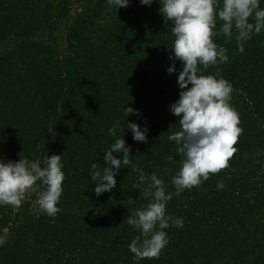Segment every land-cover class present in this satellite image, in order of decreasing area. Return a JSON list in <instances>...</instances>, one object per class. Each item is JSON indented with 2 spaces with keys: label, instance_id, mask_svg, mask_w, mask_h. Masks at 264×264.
Returning a JSON list of instances; mask_svg holds the SVG:
<instances>
[{
  "label": "trees",
  "instance_id": "trees-1",
  "mask_svg": "<svg viewBox=\"0 0 264 264\" xmlns=\"http://www.w3.org/2000/svg\"><path fill=\"white\" fill-rule=\"evenodd\" d=\"M160 7L159 0H129L118 11L107 0H0V160L43 167L57 154L65 173L55 217L33 206L43 186L19 210L0 206L7 237L0 264H135L129 244L140 233L127 221L152 202L143 194L152 174L173 194L166 214L184 226L166 229L159 258L138 264H264V31L240 52L235 30L225 37L217 18L212 39L228 60L198 74L230 82L243 132L228 167L175 195L184 157L168 137L181 130L170 105L183 65L167 72L175 37ZM129 106L142 115L126 117ZM117 121L140 171L120 169L116 187L97 197L90 168L107 166L108 129ZM128 122L147 127V143L133 140Z\"/></svg>",
  "mask_w": 264,
  "mask_h": 264
},
{
  "label": "clouds",
  "instance_id": "clouds-1",
  "mask_svg": "<svg viewBox=\"0 0 264 264\" xmlns=\"http://www.w3.org/2000/svg\"><path fill=\"white\" fill-rule=\"evenodd\" d=\"M107 3L117 11L129 6V0H107ZM152 3L153 0H140L142 6H151ZM159 3L162 5L160 12L173 25L171 31L175 37L169 55L173 64L167 72H177L175 61L183 65L177 78L181 90L179 99L170 105L171 113L179 117L181 130L168 137L179 146L177 153L184 157L179 173L172 180L175 195H180L184 190L207 181L210 174L228 167V161L237 151L234 145L243 132L239 127V115L229 103L233 91L230 82L213 75L198 74L228 60L227 49L212 39L217 35L214 31L217 18L223 21L220 32L225 37L231 39L235 30L238 50L243 52L244 44L253 35L264 31V8L260 7L261 0H223L222 7L219 0H159ZM123 112L126 117L142 115L140 110L130 106ZM118 127L119 121L108 129L114 143L103 155L107 166L101 171L96 163H92L90 168L91 180L96 182L94 191L97 197L116 187L115 177L120 169L140 171L133 162L131 146H126L125 139L117 135ZM128 129L134 141L147 143L146 126L142 129L139 124L128 122ZM113 153L122 154V158L115 157ZM43 165L27 158L7 163L0 160V206L11 205L19 210L26 196L43 186L45 190L37 199L38 212L55 217L60 212L57 205L65 180L62 155L46 156ZM146 180L140 176L141 183ZM218 187L223 188V183ZM143 194L145 199L151 197L152 202L143 210L137 209L127 221L140 233L129 244L135 264L142 259L159 258L170 240L165 230L172 225L184 226L182 218L166 214L167 203L173 194L166 191L165 182L156 174L151 175ZM6 243V235H0V247Z\"/></svg>",
  "mask_w": 264,
  "mask_h": 264
},
{
  "label": "rangeland",
  "instance_id": "rangeland-1",
  "mask_svg": "<svg viewBox=\"0 0 264 264\" xmlns=\"http://www.w3.org/2000/svg\"><path fill=\"white\" fill-rule=\"evenodd\" d=\"M33 194H34V193H31V192H30V193L26 196V198H25V200H24V203H25V202H29L30 199H32V200L34 201L35 199L32 198ZM33 204H34V205H33L34 208L38 209L37 201H34Z\"/></svg>",
  "mask_w": 264,
  "mask_h": 264
}]
</instances>
